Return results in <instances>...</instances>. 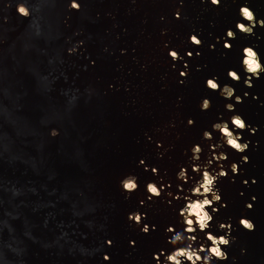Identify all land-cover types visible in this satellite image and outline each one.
Segmentation results:
<instances>
[{"label": "water", "instance_id": "water-1", "mask_svg": "<svg viewBox=\"0 0 264 264\" xmlns=\"http://www.w3.org/2000/svg\"><path fill=\"white\" fill-rule=\"evenodd\" d=\"M18 2L0 0V190L22 195L23 205L27 193L50 194L65 209L57 215L59 221L69 222L58 229L47 227L51 235L31 251L21 248L19 234L8 239L9 229L0 227V239L4 245L6 241V247H0V264H51L48 257L45 263L33 262L32 257L41 254V244L54 238L66 241L60 251L67 259L64 264H157L154 253L171 251L172 233L165 229L184 228L179 210L192 187L190 157L196 144L203 148L201 163L212 152L227 157L213 158L211 165L217 171L222 166L227 175L217 182L221 201L215 204L218 211L208 231L224 234L228 230L219 228L224 222L231 225L230 236L235 239L225 249L228 258L213 264H264V142L261 145L259 139L264 83L257 80L254 87L252 78V86H246L241 66L245 46L254 47L264 62V27L257 24L251 35L236 29L242 4L254 10L257 20L264 19V0H221L219 6L211 0H78L79 10L70 7L71 0H24L31 12L28 17L17 13ZM228 29L236 32L229 40L231 49L224 47ZM192 34L201 45L190 42ZM209 47L215 49L212 62L206 54ZM170 50L179 58L173 60ZM229 69L240 74L239 82L228 77ZM210 77L218 78L221 86L231 85L234 96L226 99L207 88ZM239 89L260 98L253 102L242 98L237 105ZM205 97L211 107L202 110ZM228 103L250 126L242 132L248 149L233 150L229 157L225 145L214 147L220 133L212 129L219 120L230 124L234 113L226 109ZM189 119L194 123L189 125ZM35 122L37 128L28 129ZM52 129L58 134L51 135ZM205 130L213 133V139L203 138ZM244 156L246 164H238L233 173L231 164L244 161ZM181 166L187 168V181L177 178ZM75 168L69 183L68 172ZM37 171L40 175L34 180L26 178ZM128 174L135 175L139 185L130 194L119 184ZM169 180L173 186L182 183L179 193L168 196L164 187L159 198L148 199L149 181L165 185ZM245 181L244 188L239 183ZM51 183L56 184L50 187L53 190L48 188ZM132 212L146 214L140 224L129 220ZM23 214L14 215L11 222L21 221ZM242 216L254 222L253 231L239 224ZM46 217L38 220L44 222ZM144 225L149 226L147 233L141 230ZM38 231L28 228V234L38 236ZM196 235L199 247L205 233L198 230ZM35 242L34 238L32 246ZM10 244L18 252H6Z\"/></svg>", "mask_w": 264, "mask_h": 264}, {"label": "clouds", "instance_id": "clouds-1", "mask_svg": "<svg viewBox=\"0 0 264 264\" xmlns=\"http://www.w3.org/2000/svg\"><path fill=\"white\" fill-rule=\"evenodd\" d=\"M211 3L215 6H219L221 0H211ZM70 7L72 9L79 10L80 4L78 0H71ZM16 11L20 16L28 17L31 12L24 0L17 3ZM239 15L242 18L236 23V29L246 35L254 34V28L259 24L264 27V19L257 20L256 14L252 8H250L247 3L242 4L239 8ZM177 17H179V12H177ZM226 37L224 47L231 49L232 45L229 42L230 39L236 37V32L232 29H228L226 32ZM190 42L194 45H201V39L196 35L192 34L189 37ZM74 51V49H70ZM189 56L192 55L191 52L187 53ZM169 55L176 60L179 58V53L175 50H170ZM241 66L245 71L247 78L244 80L246 86H252V78H259L261 73H264V62H262L260 54L252 46H245L242 49ZM181 75H186L185 72H181ZM227 75L230 79L235 82H239L241 77L240 74L233 69H229ZM206 86L212 91H219L220 95L226 99H230L234 96L235 89L228 84L221 86L218 82V78L210 77L206 80ZM248 94L245 93V96ZM235 101L237 103L242 102V97L239 95L235 96ZM211 107V101L209 98L205 97L201 102V109L207 110ZM226 109L233 111V115L230 117L229 121L219 120L212 125L213 131H218L220 133V142H218L214 147L219 148L222 145H227L236 152L243 153L248 147L249 143L242 140L243 130L249 128L250 126L246 120L239 113H235V105L233 103L226 104ZM192 119L188 120V124H193ZM238 130V131H236ZM255 131V128L252 129ZM58 134V130L52 129L51 135L55 136ZM203 138L211 140L213 139V133L211 131L205 130L203 132ZM158 146H161L158 142ZM192 156L190 157L191 166L194 172L199 174V179H195L192 183V187L186 190L183 196L185 201L182 208L179 210L180 222L184 225L183 230H176L173 225H169L165 232L172 233L168 237V243L171 245V251L161 250L159 254L154 253V258L157 264H213V260L223 261L228 258V253L225 249L230 246L231 242L235 237L230 236L231 225L221 222L219 228L225 231L224 234L216 235L208 229L211 227V222L214 219L213 213L218 211L215 207L217 202L221 201V195L217 187V182L219 178L227 175V171L221 166L219 170L211 169L213 163V158L216 161H222L226 159V154L224 152H212L209 158L203 163L200 162V154L203 152L201 145L196 144L191 148ZM162 155V154H161ZM246 162L248 160L247 156L242 157ZM144 164V161H140ZM231 170L233 173H237L238 164L233 162L231 164ZM153 173H157L158 169L152 168ZM177 178L182 181H187L189 179L187 168L181 166L177 173ZM247 183V181H245ZM122 189L131 193L136 191L139 187L137 182V177L133 174H128L123 177L120 181ZM146 191L149 194L148 199L159 198L164 191V185L158 184L155 181H149L146 184ZM168 196H172L173 193L168 192ZM255 200V197L252 198ZM144 201H141L143 204ZM246 207L249 209L253 207L251 203H247ZM211 209V211L209 210ZM145 213L132 212L129 213V220L135 221L137 224L142 222ZM239 224L248 231H253L255 229L254 222L247 217H240ZM154 227V226H153ZM143 232L147 233L149 231V226L144 225L141 229ZM205 233V242L200 243L199 247L195 246V242L198 240L196 235L197 231ZM210 242V243H208ZM109 244L111 241L108 242ZM204 253V255H202ZM161 256L163 259H161ZM106 260L109 259L107 255L104 257Z\"/></svg>", "mask_w": 264, "mask_h": 264}, {"label": "bare ground", "instance_id": "bare-ground-1", "mask_svg": "<svg viewBox=\"0 0 264 264\" xmlns=\"http://www.w3.org/2000/svg\"><path fill=\"white\" fill-rule=\"evenodd\" d=\"M52 14H53V12H52ZM53 15L51 17H53ZM205 19L206 18L201 19L202 25L205 24V22H206ZM206 24L203 27H205ZM206 54H207L209 60L212 62L213 61L212 57L215 54V49H212L209 47ZM257 80H263V83H264V73L262 75H260L259 78H256L254 80V82H253L254 87L256 86V84H258L256 82ZM247 90H248V88H247ZM238 92H240V89L238 90ZM7 93H9L8 90H7ZM247 94L248 95L245 96V94H243L241 92L239 93V95H241L243 100L244 99L245 100H251L253 102L254 100H257L260 98L259 96H257L255 98L250 92H247ZM215 96H217V95H215ZM235 104L241 105V102H239V103L235 102ZM239 108H241V110L243 111V109L245 107L243 109H242V107H239ZM36 128H37V124L35 122V124H32L28 129L35 130ZM260 130H261V128L257 129V132L259 133ZM243 131H245V130H243ZM84 139L86 140V138H84ZM259 139L262 142L261 145H263L264 127H263V133H259ZM224 150L227 151L228 157L234 155L233 149H231L230 147H228L226 145H225ZM76 158L79 159L78 156ZM203 159H204L203 161H206L208 158H206L204 156ZM257 163H258V159H257ZM237 164L244 165V164H246V162L241 161L239 163L237 162ZM216 168H217V166H216ZM75 171L77 172L76 168H75V170L72 169L68 172L69 176H68L67 180L69 183L74 178V176L76 174ZM26 175H28V173H26ZM39 175H40V173H39V171H37L33 176L30 175L29 178L28 177H26V178L29 180H34V178H37ZM190 175H191V177L188 181L192 180V183L195 179H199V174L197 172H194L193 170H190ZM245 175L248 176V173H245ZM223 179H226V176H224ZM56 183H57V181H56ZM119 184H120V181H119ZM184 184H185V182H184ZM239 184H241V186L244 188L247 187L246 183H239ZM48 185H50V186H48V188L53 190V188H50V187L55 186L56 184L51 183ZM164 187L167 188L168 192L175 194V193H179L178 189L180 187H182V183H177V184H174V186H173L172 181L169 180V181H165ZM26 190H28V189H26ZM26 195H27L26 205H23V204H20V199H21L22 195L17 194L16 196H14L9 192L8 188H3L0 190V198H1L0 199V219L3 222H5V224L1 225L0 227L3 230H5L4 228H7V230L9 229V231H7V233H6V235L8 236V239L11 235L19 234L21 236L20 237L21 238L20 239L21 240V248L23 246H27L28 247L27 250L31 251L34 249V247H37L38 244L42 243L43 240H46V238H48V236L51 235L47 231V227H50L53 229L65 227L67 225L66 223L69 222V220H68V218H65L64 223H61L59 221L57 215L64 214L65 209L60 208L61 202L55 201L54 199H52V197H50V194L43 193V195H41V196H35L34 194L27 193ZM223 197L225 199L227 198L226 196H223ZM242 197L246 198L248 200L252 199L251 197H249L247 195H243ZM236 199H237L236 202H238L239 198L237 197ZM232 204H233V202H229V207ZM231 208H233V205L231 206ZM21 214H23V218L21 219V221L11 222V220L15 218L14 215L19 216ZM29 215L32 216L33 219H32V217L30 218ZM43 215L47 216L45 219L47 221L44 220V222H40V220H38V219L40 218V216L42 217ZM71 215L73 216L72 218H78V215L76 213H72ZM71 215L69 217H71ZM51 217H53V219H50ZM34 219H37V221L36 220L34 221ZM27 221H28V224H26ZM32 226H33V228L35 226L36 228L39 229V231L37 233L38 236L35 235L34 233L28 234V228H30ZM12 229H13V232H11ZM260 230H263V228H260ZM1 236L4 237L5 234H2ZM33 237L35 238V241H36L35 246L34 245L32 246V242L34 240ZM3 243L4 242L0 239V247L1 248L6 247V241H5V245ZM65 243H66V241H64L63 239L61 240L59 238H54L47 245L41 244V245H43L41 247V252H40L41 254L33 256L32 261L35 262L36 260L37 261L40 260V262H42L44 260L43 263H45V262H48V260H46V258L48 257L49 259H51L50 260L51 264H64L65 262H67V259H65V257H63V255H62V253H60V251L65 249V247H64ZM10 250H12L11 252L15 251V253H16V252H18L19 248L16 247L14 244L13 245L10 244L9 247L5 249V251L7 252Z\"/></svg>", "mask_w": 264, "mask_h": 264}]
</instances>
